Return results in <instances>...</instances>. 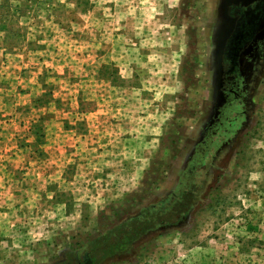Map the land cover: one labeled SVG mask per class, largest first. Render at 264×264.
Instances as JSON below:
<instances>
[{
    "label": "rangeland",
    "instance_id": "rangeland-1",
    "mask_svg": "<svg viewBox=\"0 0 264 264\" xmlns=\"http://www.w3.org/2000/svg\"><path fill=\"white\" fill-rule=\"evenodd\" d=\"M253 1L0 0V264H54L208 174L191 225L107 264H264V31L224 83Z\"/></svg>",
    "mask_w": 264,
    "mask_h": 264
},
{
    "label": "trees",
    "instance_id": "trees-1",
    "mask_svg": "<svg viewBox=\"0 0 264 264\" xmlns=\"http://www.w3.org/2000/svg\"><path fill=\"white\" fill-rule=\"evenodd\" d=\"M263 56L264 46H259L253 50L251 58L259 60ZM246 59L247 57H242V71L244 79L248 81L252 69ZM207 166L204 164L201 167L205 169ZM209 181V174L206 181L204 179L193 185L182 179L170 196L142 206L134 213H125L104 232L88 239L76 249L66 250L65 257L54 264H107L136 255L137 249L149 243L158 232L169 229L185 230L194 219L206 182Z\"/></svg>",
    "mask_w": 264,
    "mask_h": 264
},
{
    "label": "water",
    "instance_id": "water-1",
    "mask_svg": "<svg viewBox=\"0 0 264 264\" xmlns=\"http://www.w3.org/2000/svg\"><path fill=\"white\" fill-rule=\"evenodd\" d=\"M230 15L236 21L226 40L223 56L231 62L233 68H239L245 48L264 31V0H254L247 5L232 4Z\"/></svg>",
    "mask_w": 264,
    "mask_h": 264
},
{
    "label": "flooded vegetation",
    "instance_id": "flooded-vegetation-1",
    "mask_svg": "<svg viewBox=\"0 0 264 264\" xmlns=\"http://www.w3.org/2000/svg\"><path fill=\"white\" fill-rule=\"evenodd\" d=\"M243 53H242V55H243ZM223 58H224V56H223ZM224 62H225V64H227V69H226L225 78H224L225 82L224 83H226V86L228 84L230 85L231 92L233 94H235V96L236 95L239 96L240 92L238 90H240V88L243 87L246 84V82H247L244 79V73L242 71V56H241V59H240L239 68H233L231 62L229 60H226L225 58H224Z\"/></svg>",
    "mask_w": 264,
    "mask_h": 264
}]
</instances>
